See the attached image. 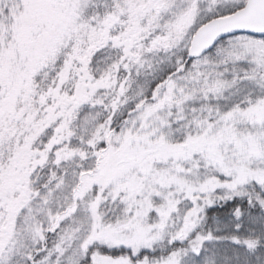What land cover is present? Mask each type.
Here are the masks:
<instances>
[{"label": "snow or ice", "instance_id": "obj_1", "mask_svg": "<svg viewBox=\"0 0 264 264\" xmlns=\"http://www.w3.org/2000/svg\"><path fill=\"white\" fill-rule=\"evenodd\" d=\"M0 264H264V0H0Z\"/></svg>", "mask_w": 264, "mask_h": 264}]
</instances>
